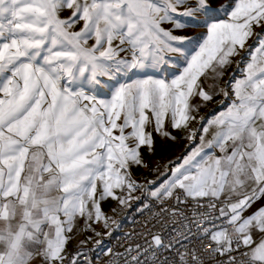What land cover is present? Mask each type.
Wrapping results in <instances>:
<instances>
[{"label": "snow or ice", "instance_id": "obj_1", "mask_svg": "<svg viewBox=\"0 0 264 264\" xmlns=\"http://www.w3.org/2000/svg\"><path fill=\"white\" fill-rule=\"evenodd\" d=\"M217 95L228 106L202 128L211 140L138 182L153 133L175 140ZM137 191L216 216L193 219L200 248L151 233L105 249L110 264H264V0H0V264H93L67 251L77 218L108 228L102 203Z\"/></svg>", "mask_w": 264, "mask_h": 264}, {"label": "crops", "instance_id": "obj_2", "mask_svg": "<svg viewBox=\"0 0 264 264\" xmlns=\"http://www.w3.org/2000/svg\"><path fill=\"white\" fill-rule=\"evenodd\" d=\"M255 31L259 32L261 29L256 28ZM255 37L248 41V45L254 43ZM248 60V51L247 46L244 50L240 51V55L232 57V63L228 66L224 72L222 80L219 81L221 85L228 82L233 77L239 78L241 75V70L244 67V64ZM235 70L234 75H230V71ZM201 82L207 87L212 80H205L201 78ZM231 91V90H229ZM228 106V100L223 96L217 95L214 97V100L208 103L205 106H202L199 109V112L196 116V120L192 121L187 130H175L171 129L172 134L176 136L175 140L161 138L156 134L155 138L157 140V149L154 152H151L148 160L145 159V152L142 149L144 160L148 162V170L143 167L133 168V173L135 178L143 184L145 180L147 181H156L157 184L166 178V175H170L171 171L179 164L183 163L185 157L189 156L192 152L199 149L201 144V137L203 136L206 140H211L216 129L210 127L208 133H203L202 128L206 125V122L212 117L216 116L218 113L222 112ZM207 110V111H206ZM210 110V111H209ZM209 111V112H208ZM203 118V120L201 119ZM194 124V126H192ZM195 129V130H193ZM192 134L193 138H189ZM219 154V153H217ZM156 169H159L157 171ZM144 195V191H140ZM99 195V186L97 190V196ZM260 203H264L261 201ZM260 203L253 205V208L249 211H255L256 208L260 206ZM118 203L116 200L108 198L102 203V208L104 213L108 217H112ZM247 215V213H245ZM103 228V223L100 224L91 223L89 227V222L83 218L78 217L75 222V227L73 233L70 234L71 239L67 245V251L75 255L77 249L82 250L89 247H100L98 244L100 235L99 231Z\"/></svg>", "mask_w": 264, "mask_h": 264}, {"label": "built area", "instance_id": "obj_3", "mask_svg": "<svg viewBox=\"0 0 264 264\" xmlns=\"http://www.w3.org/2000/svg\"><path fill=\"white\" fill-rule=\"evenodd\" d=\"M147 198L148 201L127 217L106 246H93L80 251H83L92 260L93 264H110L112 257L105 254V249L111 248L113 254L124 252V249L129 246L138 243L143 244L145 239H151V233H159L166 240L179 239L183 233L187 236V239L184 240L185 245L188 247H201L200 242L196 239V235H199V233L193 219L198 218L200 213L214 218L216 213L210 209L198 207L197 203L191 199L186 204L178 205L174 200L161 203L155 198ZM218 207H223V205H218ZM173 210L177 212L175 216L170 214ZM199 227H205L203 219L200 220ZM189 240H191V244L188 243Z\"/></svg>", "mask_w": 264, "mask_h": 264}, {"label": "rangeland", "instance_id": "obj_4", "mask_svg": "<svg viewBox=\"0 0 264 264\" xmlns=\"http://www.w3.org/2000/svg\"><path fill=\"white\" fill-rule=\"evenodd\" d=\"M231 4H232V0H213V6L214 7L219 6V5H229L230 6ZM64 15L65 16L69 15V12H67V11L64 12ZM202 31H204L203 28L197 27V28L187 29L184 33H181V34H186V35H189V36H195V35H199ZM90 43H91V41H90ZM234 73H236L235 70H233V71L231 70L229 74L232 76V75H234ZM98 91L103 92V91H107V89H100ZM192 126H194V124ZM148 130L149 131L152 130L151 126H149ZM193 130H195V129H193ZM129 131H130V129H129ZM153 136L155 138L156 133H153ZM157 143L158 142H157V140L155 138L154 151L157 149ZM144 152H145L144 153L145 154V159L146 160L150 159L149 155L153 151L144 148ZM147 165H149L148 162H147ZM146 170H148V167H146ZM134 196L138 197L139 199H133L132 201H130V206H127V207H121L120 205H118L116 207V209H115L110 221H109L110 227L105 228L103 226V228L99 231V233H100L99 241L101 242L100 243L101 246H106L113 239V237L115 236L116 232L119 230V228L121 227L123 222L127 219V217L131 213L135 212L143 203L148 201L147 196L144 195L140 191L135 192ZM112 220L117 222V224L119 225L118 228H117V226L115 224H112Z\"/></svg>", "mask_w": 264, "mask_h": 264}]
</instances>
